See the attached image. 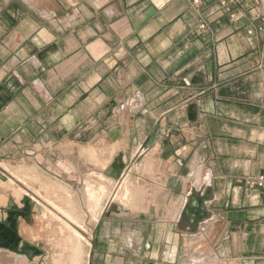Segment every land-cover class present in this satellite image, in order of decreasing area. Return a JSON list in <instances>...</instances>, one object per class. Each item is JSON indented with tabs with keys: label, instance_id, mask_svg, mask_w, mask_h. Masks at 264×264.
<instances>
[{
	"label": "crops",
	"instance_id": "crops-1",
	"mask_svg": "<svg viewBox=\"0 0 264 264\" xmlns=\"http://www.w3.org/2000/svg\"><path fill=\"white\" fill-rule=\"evenodd\" d=\"M17 162L114 183L80 264H264V0H0V264H52Z\"/></svg>",
	"mask_w": 264,
	"mask_h": 264
},
{
	"label": "rangeland",
	"instance_id": "rangeland-1",
	"mask_svg": "<svg viewBox=\"0 0 264 264\" xmlns=\"http://www.w3.org/2000/svg\"><path fill=\"white\" fill-rule=\"evenodd\" d=\"M88 158L94 159V155L92 156L89 155ZM11 168L12 170L8 169L10 175H7V178H5L4 180L5 183H1V185L6 186L8 188H12L14 190V192L13 191L12 192L16 197H20L23 194L24 198H29L30 200L34 199L32 200V202L34 204H37L38 208H40V213L37 219L39 220V222L42 220L43 221L42 223H44L45 226L48 227L44 229L46 232H50L49 235L52 234L51 237L52 236L56 237L57 235V237L58 238L60 237V240L64 244L62 248L60 244L57 243V241H55V243L52 242L53 247H54L53 253L55 252L56 254L57 253L56 251H59L61 253L58 256L56 255L52 256V264H58V263L59 264H67V263L73 264L74 260H76L75 263L78 264L79 263L78 254H79V250L81 249V242H83V244H85V242L86 243L88 242V239H86V237H89L90 226L94 222V220L92 219V216H93L92 210H93L94 205L90 203L85 193L86 182H84L83 184V182L78 183V181H74L75 185H72V184L67 185L62 180L55 179V177H53L52 174L48 173V171H46L44 168L39 169L38 167L36 168V166H31V164L25 165L22 163L19 164L17 162L13 164ZM17 169H20V170H17ZM88 173L90 174H86V177H85L87 180L88 178H90L91 180L95 181L98 179V177H100L99 175L96 179V176L98 174L93 172V168L88 170ZM11 176L22 178L23 180L27 179L26 182L32 187V189L38 190L40 194H43L44 196L48 197L51 201L56 203L58 206L62 207L64 210L67 211V208L76 210L77 216L74 217L73 226L76 230H78V232L81 233L80 235L82 236V239H79L78 244H76V245H79L78 248L74 247L75 242L72 244V242L69 241L68 232L66 231L65 226L62 223L57 222L58 220L53 215V214H56L55 210L51 208V206L47 204L45 205L43 200L41 201L40 199L36 197L33 198L28 193L23 192L19 186L21 184L19 182L14 183L10 179ZM100 182L105 183L104 185L107 186V191H111L114 188V183L108 184L104 180H101ZM125 183L127 185V182ZM105 199L106 197L102 199L103 202L105 201ZM81 208L88 211V212H85L86 213L85 216H84V211ZM50 228H53L51 229L52 231L50 230ZM70 246H71V249H70ZM58 247L60 249H58ZM67 247L69 249L68 251H70V254L65 256V254L63 253L67 252ZM74 250L76 251V253H74Z\"/></svg>",
	"mask_w": 264,
	"mask_h": 264
},
{
	"label": "bare ground",
	"instance_id": "bare-ground-1",
	"mask_svg": "<svg viewBox=\"0 0 264 264\" xmlns=\"http://www.w3.org/2000/svg\"><path fill=\"white\" fill-rule=\"evenodd\" d=\"M93 148V147H92ZM104 148V147H103ZM102 148V150H103ZM112 148V147H110ZM101 149V148H100ZM115 149H116V146H115ZM84 150V149H83ZM89 150V149H88ZM110 150V154H111V149ZM85 151H87L85 149ZM90 152H93V149H91L90 147ZM102 152V151H101ZM114 152V150L112 151V153ZM154 152V151H153ZM88 153V152H86ZM85 153V154H86ZM106 153V152H105ZM95 155V154H94ZM102 155V154H101ZM113 155V154H112ZM155 155V153H154ZM149 156V154H148ZM105 157V156H104ZM107 157V156H106ZM147 158V156H146ZM111 159V158H110ZM107 162V161H106ZM109 162V160H108ZM148 163V162H147ZM103 166H105V161L103 162ZM12 170V169H11ZM19 173V172H18ZM26 174V173H25ZM24 175V174H23ZM126 177V176H125ZM104 177L102 175H100V177H98V180H91L90 178H88V180L86 181V184H85V193L90 201V203L92 205H94L93 207V210H92V213H93V216H92V219L93 220H97V218L99 217V214L100 212L102 211L105 203L107 202L108 199L110 198H113L112 197V192L111 191H107L106 187H105V183H101V179H103ZM14 183L16 182H19L21 185L20 186V189L25 192V193H28L29 195H31L33 198H38L40 199L41 201L43 200V202L45 203V205H49L51 206V208H53L56 212V214H53L54 217L58 220H56L57 222H60L62 223L65 228H66V231L68 232V239L69 241L72 242V244L75 242V245L74 247L75 248H78L79 245H76L78 244L79 242V239H82V236L80 235L81 233L78 232V230H76L74 228V224H73V221H74V217L77 216V212L75 209H70V208H67V211L64 210L62 207L58 206L56 203H54L53 201H51L48 197L44 196L43 194H40L38 190H34L32 189V187L27 184L26 180H23L22 178H17V177H13L11 176L10 178ZM124 180V179H123ZM18 183V184H19ZM128 183V182H127ZM119 185V184H118ZM128 186L126 185L125 181L124 182H120V185L119 187L116 189V193L114 195V198H121V199H125L126 196H127V188ZM19 190V191H21ZM27 194V195H28ZM55 194V193H54ZM106 197V200L103 202V198ZM128 199V198H127ZM65 200V199H64ZM120 201V199H119ZM53 212V211H52ZM86 212V211H85ZM45 214V213H44ZM86 214V213H85ZM82 225V224H81ZM61 227V226H60ZM80 228V227H79ZM23 234V233H22ZM84 239V238H83ZM67 242V241H66ZM88 243V242H87ZM80 244V243H79ZM50 248V247H49ZM73 248V249H75ZM63 251V250H62ZM80 251V250H79ZM74 253H76V251L74 250ZM78 254V253H77ZM73 255V254H71ZM74 257V256H73ZM75 258V257H74ZM23 260V259H22ZM54 261V260H53ZM76 260H74L73 264H76L75 263ZM56 263V261H55ZM65 263V262H64ZM59 264V263H58ZM68 264V263H67ZM79 264V263H78Z\"/></svg>",
	"mask_w": 264,
	"mask_h": 264
},
{
	"label": "built area",
	"instance_id": "built-area-1",
	"mask_svg": "<svg viewBox=\"0 0 264 264\" xmlns=\"http://www.w3.org/2000/svg\"><path fill=\"white\" fill-rule=\"evenodd\" d=\"M194 2H197V0H194ZM201 27H204V24L200 25ZM247 183L254 185L258 190L261 192V194L264 196V174H255L247 179Z\"/></svg>",
	"mask_w": 264,
	"mask_h": 264
}]
</instances>
